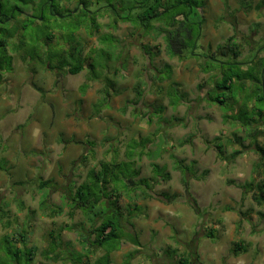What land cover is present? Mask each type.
Listing matches in <instances>:
<instances>
[{
  "label": "rangeland",
  "instance_id": "374dc122",
  "mask_svg": "<svg viewBox=\"0 0 264 264\" xmlns=\"http://www.w3.org/2000/svg\"><path fill=\"white\" fill-rule=\"evenodd\" d=\"M202 1L203 22L197 47L191 53L185 52L182 60L166 55L160 36H131L133 27L130 24L119 23L117 29L112 30L107 27L106 15L97 19L100 34L111 33L116 40L129 46L124 50L125 68L117 66L120 68L115 79L118 93L111 96L106 107L97 108L98 111L93 105L100 104L102 86L87 79L88 60L78 74L62 71L57 79L42 66V61L48 65L43 54L36 53L33 61L23 54H12L11 69L0 74V207L10 222L7 229L0 225V240L13 229L26 228L28 246L37 247L40 254L48 245L49 233L69 225L71 231H62L61 249L79 252L85 255L83 262L95 264L104 252L88 246L85 248L90 252L82 249L77 235L84 223L82 214L77 211L70 217L65 205L67 194L61 190L73 189L81 183L88 170L99 161H108L116 154L124 159L125 145L130 139L149 138L153 143L135 164L139 177L149 178L153 163L164 166L170 179L161 181L153 192L182 197L181 175L175 170L174 161L192 164L200 178L189 179V191L197 201L202 218L196 217L180 201L165 204L143 199L135 192L129 204L136 208L131 222L139 246L122 241L118 250L110 254V264H124L127 254L135 250V257L129 264H176L177 258L187 249L186 243L197 231L196 249L201 264H264V228L257 216L263 209L253 202L251 193L244 194L242 190V185L253 178V167L259 157L248 148L251 141L248 129L223 117L225 113L235 115L237 109L233 107L232 111L224 112L219 106L203 100L211 87V75L203 71L205 59L201 56L215 54L217 46L232 37L241 49L238 62L250 61L255 54L263 57L264 9L260 13L253 9L260 0ZM55 6L58 9L55 15L64 24L69 23L71 18L65 17L64 9L72 5L59 7L55 2ZM53 35L56 39L57 35ZM98 37L79 32L77 38L82 42L84 59L91 49L101 46ZM139 43L160 46L161 53L152 65L143 59ZM50 51L51 56L58 52L55 45ZM56 60L53 59L52 64ZM164 64L172 66V80L152 83L149 80L151 68ZM246 66L242 65V69ZM139 82L144 83L145 94L142 103L134 106L133 89ZM172 82L180 85L179 92L183 95V102L176 107L169 105L165 95ZM84 84L87 88L81 94L80 87ZM226 105L231 106V101ZM155 111L161 112L156 114L161 120L152 116ZM141 114L146 115L147 120ZM150 117L152 122H148ZM165 121H175V126L169 127ZM257 139L264 145L261 136ZM182 141L185 142L180 146ZM216 146L225 157L238 150L242 153L227 162L218 156ZM87 152L92 156L78 164L80 156ZM260 180L264 181V162L254 182ZM39 181H48L58 189L41 190ZM47 194L51 204L62 208V214L50 218L39 210V201ZM126 203L127 199L122 196L119 205L123 210ZM239 212L249 219L253 229L249 221L242 220ZM208 229L214 230L212 238L204 237ZM235 241L244 242L245 253L230 255ZM39 254L34 264H62L46 260Z\"/></svg>",
  "mask_w": 264,
  "mask_h": 264
},
{
  "label": "trees",
  "instance_id": "16d2710c",
  "mask_svg": "<svg viewBox=\"0 0 264 264\" xmlns=\"http://www.w3.org/2000/svg\"><path fill=\"white\" fill-rule=\"evenodd\" d=\"M55 2L59 4V7L72 5V8L64 9L67 14L65 17L71 18L69 23L64 24L58 15H55L54 12L58 10ZM203 4L202 0H0V74L11 69L13 53L23 54V57L30 60L36 53L43 54L48 65L44 60L42 66L47 68L55 78L62 71L69 75L78 74L84 68V61L88 60L87 79L97 81L102 86L99 91L100 104L93 105L95 111L97 108L99 110L101 107H106L111 96L118 93L115 79L119 69L125 68L127 57L124 50L129 46L119 39L116 40L111 33L100 34L101 26L97 19L106 15L109 19L107 27L112 30L117 29L119 23L130 24L133 27L131 36L136 34L140 37L150 34L160 36L165 44L166 55L182 60L185 52L191 53L197 47L203 22L201 11ZM253 9L260 13L264 9V0L255 4ZM80 31L99 35L101 45L91 49L85 59L82 56V42L77 38ZM53 33L57 35L56 39ZM53 45L58 52L51 56L50 49ZM138 48L149 65H152L154 58L161 53L158 45L149 46L139 43ZM240 50V46L233 42L232 37H229L226 43L217 46L215 54L201 55L205 59L203 71L211 75V87L205 92L203 100L219 106L224 112L232 111L235 107L237 109L235 115L230 116L225 113L223 117L240 123L248 129V137L251 140L248 148L253 149L259 161L253 167V178L242 185V190L244 194L251 193L253 202L263 209L258 211L257 216L261 222V228H264V181L254 182L264 162V145L257 139L260 136L264 139V87H262V82L264 85V55L260 58L258 54H255L250 61L241 63L236 60L241 54ZM192 56L197 55L192 54ZM55 58L57 60L52 64ZM244 64L247 65L246 69H242ZM118 65L120 68L117 67ZM172 74L173 69L169 64H164L160 68L152 67L149 80L152 83L171 81ZM246 81L249 82L248 85ZM143 84L139 82L133 89L134 106L142 103L145 94ZM86 88L85 84L82 85L80 93L83 94ZM179 90L180 85L172 82L165 93L172 107L183 102V95ZM229 100L231 106L226 105ZM158 113L161 112L155 111L152 116L161 120L160 116H156ZM142 116L147 120L146 115ZM151 120V117L148 118V122H152ZM165 123L169 127L175 126V121H165ZM184 142H180V146ZM151 143L153 140L149 138L139 141L130 139L125 145L124 159H119L116 154L108 161H99L88 170L81 183L73 186V189L67 187L61 190L67 194L65 205L69 209L70 217L77 211L82 214L84 223L77 230L82 249L88 253L90 250L85 248L88 246L104 252L95 264H110V254L118 250L122 241L127 240L139 246L131 222L136 208L129 204L135 192L143 199L157 200L165 204L180 201L186 204L196 217L202 218L197 201L189 191V179L199 180L200 178L196 175L192 164L185 165L181 160L174 161L175 170L181 175L180 181L184 191L182 197L166 192H153V188L161 181L170 179V174L164 166L153 163L151 176L139 177V170L135 168L136 161L147 152L146 148ZM216 147L218 156L227 162L234 160L242 153L238 150L225 157L219 146ZM90 156H92L91 152L82 154L78 164L85 163ZM49 183L39 181L38 187L41 190L58 189L57 186ZM122 196L127 199L125 210L119 205ZM3 205L6 204L3 203ZM18 205L20 208L23 207L20 202ZM38 208L50 218L62 214V208L50 203L49 194L39 201ZM238 215L242 220L249 221L243 213L239 212ZM6 217L7 213L0 207V225L5 229L10 227ZM240 223L241 219L237 224V230ZM249 225L252 228L250 221ZM63 229L66 232L71 231L69 225L57 231H51L48 245L40 251V254L37 247L28 246L26 228L13 229L8 234L5 233L0 240V264H34L37 254L49 261H61L62 264H68V262L87 264L82 261L85 255L61 249ZM197 232L194 233L192 240L186 243L187 249L177 258L176 264H201L196 249L199 231ZM213 232V229L206 230L204 237L212 238ZM136 252V250L129 252L124 264H129ZM245 252L246 246L243 241H235L229 251L231 256H238Z\"/></svg>",
  "mask_w": 264,
  "mask_h": 264
},
{
  "label": "water",
  "instance_id": "95a60500",
  "mask_svg": "<svg viewBox=\"0 0 264 264\" xmlns=\"http://www.w3.org/2000/svg\"><path fill=\"white\" fill-rule=\"evenodd\" d=\"M262 87H264L263 82H262ZM263 91H264V88H263Z\"/></svg>",
  "mask_w": 264,
  "mask_h": 264
}]
</instances>
